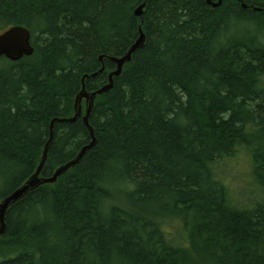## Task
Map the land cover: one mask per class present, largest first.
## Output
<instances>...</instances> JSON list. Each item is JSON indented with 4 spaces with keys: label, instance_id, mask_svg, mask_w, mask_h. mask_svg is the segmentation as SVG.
I'll return each mask as SVG.
<instances>
[{
    "label": "trees",
    "instance_id": "obj_1",
    "mask_svg": "<svg viewBox=\"0 0 264 264\" xmlns=\"http://www.w3.org/2000/svg\"><path fill=\"white\" fill-rule=\"evenodd\" d=\"M139 24L143 45L94 100L95 143L7 208L0 264H264V0H0V33L22 25L33 47L0 56V200L35 171L52 119L40 175L91 141L66 120L81 79L103 63L84 86L107 83ZM240 152L250 206L224 177Z\"/></svg>",
    "mask_w": 264,
    "mask_h": 264
},
{
    "label": "water",
    "instance_id": "obj_2",
    "mask_svg": "<svg viewBox=\"0 0 264 264\" xmlns=\"http://www.w3.org/2000/svg\"><path fill=\"white\" fill-rule=\"evenodd\" d=\"M206 2L208 4H211L212 6H217L221 3V0H217L215 3L212 2L211 0H206ZM144 6H145V2L141 3L135 9L136 16L141 17ZM254 10H260V8L255 7ZM144 41H145V34L142 31L141 24H139V35L136 38V40L129 46L127 51L123 55H120V56H107L106 57L109 61L113 62L116 67L115 69L111 70L108 73L107 83H105L101 87L94 89V90H86L84 86V79L94 77L98 73L102 72L104 69L103 63L99 70L94 71L89 74H85L82 77L81 89L77 93L75 100H74L73 115L66 120L73 121L76 119V117L81 115L82 113L81 103L82 101H84V104H83L84 114L82 115V121L89 129L90 135L92 137L90 143L83 146L73 159L56 167L50 176L46 177V176L40 175L41 170L45 163L47 149L51 142L53 123L55 121L64 120L62 118L52 119L50 136L43 146L40 160H39V163L35 171L27 179H25L20 186H18L11 193L4 196L0 200V235L4 233V230H5L4 216H5V212L7 208L11 204L20 200L28 192L32 191L33 189L37 188L38 186L42 184L54 183L58 176H60L61 174H63L64 172L72 168L78 162L79 158L82 156L85 150L91 147L95 143V138L93 137L92 128L88 124V119H89L90 112L93 107L96 95H101L109 91L113 87V77H117L118 75L121 74L123 65L131 60L132 53L136 49L140 48L143 45ZM32 52H33V47L31 46V43H30V32L26 27L22 25H13L0 33V56H4L5 58L11 61H16L22 58L23 56L31 55ZM102 58H103V55H100L99 60L101 62H102Z\"/></svg>",
    "mask_w": 264,
    "mask_h": 264
},
{
    "label": "rangeland",
    "instance_id": "obj_3",
    "mask_svg": "<svg viewBox=\"0 0 264 264\" xmlns=\"http://www.w3.org/2000/svg\"><path fill=\"white\" fill-rule=\"evenodd\" d=\"M246 155L238 153L223 167L225 180L233 194V200L238 204L250 206L253 195L248 191Z\"/></svg>",
    "mask_w": 264,
    "mask_h": 264
},
{
    "label": "bare ground",
    "instance_id": "obj_4",
    "mask_svg": "<svg viewBox=\"0 0 264 264\" xmlns=\"http://www.w3.org/2000/svg\"><path fill=\"white\" fill-rule=\"evenodd\" d=\"M138 28H139V27H138ZM138 31H139V29H138ZM115 67H116V66H115ZM84 75H85V74H84ZM84 75H83V76H84ZM81 80H82V79H81ZM81 116H82V114H81ZM88 124H89V122H88ZM84 125H85V124H84ZM85 126H86V125H85ZM89 126H90V125H89ZM86 127H87V126H86ZM91 128H92V127H91ZM87 129H88V128H87ZM50 131H51V124H50ZM88 131H89V129H88ZM92 132H93V129H92ZM49 135H50V134H49ZM89 135H90V132H89ZM90 137H91V135H90ZM93 137H94V136H93ZM91 138H92V137H91ZM89 143H90V142H89ZM89 143H88V144H89Z\"/></svg>",
    "mask_w": 264,
    "mask_h": 264
}]
</instances>
